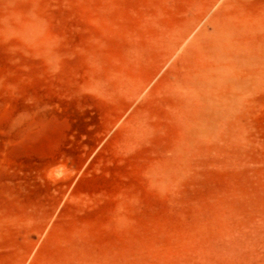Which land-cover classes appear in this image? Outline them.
<instances>
[{"label": "rangeland", "instance_id": "rangeland-1", "mask_svg": "<svg viewBox=\"0 0 264 264\" xmlns=\"http://www.w3.org/2000/svg\"><path fill=\"white\" fill-rule=\"evenodd\" d=\"M0 264H264V0H0Z\"/></svg>", "mask_w": 264, "mask_h": 264}]
</instances>
